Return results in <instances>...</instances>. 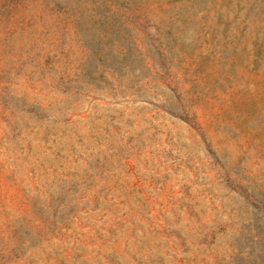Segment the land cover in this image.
<instances>
[{"label": "rangeland", "instance_id": "374dc122", "mask_svg": "<svg viewBox=\"0 0 264 264\" xmlns=\"http://www.w3.org/2000/svg\"><path fill=\"white\" fill-rule=\"evenodd\" d=\"M0 264H264V0H0Z\"/></svg>", "mask_w": 264, "mask_h": 264}]
</instances>
